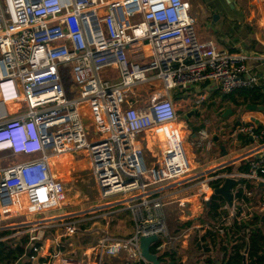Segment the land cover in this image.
<instances>
[{
  "label": "built area",
  "instance_id": "obj_1",
  "mask_svg": "<svg viewBox=\"0 0 264 264\" xmlns=\"http://www.w3.org/2000/svg\"><path fill=\"white\" fill-rule=\"evenodd\" d=\"M198 23L189 0H0V232H11L0 241L28 237L12 264H151L139 243L151 234L159 237L156 253L174 252L176 264H191L189 251L207 258L234 220L248 222L242 232L251 234L264 211V198L246 202L264 185V128L236 124L237 135L253 144L243 156L247 171L195 172L172 94L209 83L227 96L258 86L259 78L245 53L199 38ZM157 88L162 98L150 93ZM74 157L87 159L104 201L91 212L65 209L77 179L66 167ZM227 178L237 181L233 204L219 208L218 225L203 228L196 219L213 183ZM122 204L136 223L130 237L109 230ZM168 205L180 211L175 229ZM99 211L103 228H83L90 222L82 216ZM97 230L92 245L81 238L83 257L68 255L78 232Z\"/></svg>",
  "mask_w": 264,
  "mask_h": 264
},
{
  "label": "crops",
  "instance_id": "obj_2",
  "mask_svg": "<svg viewBox=\"0 0 264 264\" xmlns=\"http://www.w3.org/2000/svg\"><path fill=\"white\" fill-rule=\"evenodd\" d=\"M190 4L192 6V11L198 18L199 32L201 33L200 35L202 36V38L213 39L216 41L218 47L231 51L232 53H245V55H247L248 57L247 65L250 73L255 74L259 78V82H261L260 84L264 85V6L261 4V2L259 0H193V2H190ZM201 20L203 22H206L203 23L204 27H202L201 25ZM203 28L206 32L202 30ZM199 87V89H202L196 95H194L193 98L200 94L207 96V102L212 103V106L207 107H214L213 111L215 107L217 109L218 107H220L215 106L216 104L220 103L221 105V103L226 101H231V104H235L237 109L235 111L234 108H232L233 105H231L227 109V113L223 117V120H221L222 124L220 125V131L223 134L222 136L224 137L225 133H230V138L227 139L224 137L225 142H222L217 135L212 134V136L214 137L212 139L213 141L211 140V144L208 146H203L200 151L202 154L201 156H204V158L208 157L209 159H203V161H200V164L194 168L195 172H197L196 170L198 167H204L208 163H210L209 166L213 164L212 167H204L203 170H199L198 172L206 171L214 167L219 168V173H227L224 170L229 166L233 168V172H236L237 170H239L241 161L245 159L248 160V157L243 156L247 155L253 148L251 139H248L249 137H246L244 135H237L236 124L240 121L244 123L253 121L258 126L264 127V109L253 110L248 108V105H257L264 107V95L259 97L258 93H255L254 95L250 96L248 103L243 106L236 104L231 95L223 96L218 91H215L213 86L209 83L201 84V86ZM175 91L172 94L173 98H175L176 95ZM183 91L184 94H195L193 92L198 91V89H196L195 86L190 90ZM186 100L189 99H180L177 102ZM238 101H243V99L238 98ZM204 104H206V102H204ZM186 108L188 112V110L191 109V106H186ZM207 112L210 111H206L204 115L197 113H195V115L196 117L204 118ZM188 114L190 116H193L191 112H188L187 120L185 119L181 122H185L184 124L188 129V131L184 130L186 131V135H190L192 133V135H190L192 141H196V139L193 137V134H197L198 136L200 130L204 129L210 131V134L212 133L211 130H209L211 119H205L207 120L205 121V126L202 123L198 125H192ZM190 129H192L193 132ZM179 131L182 135V140L187 143V140H185L186 137L183 135L184 131H182L181 129H179ZM220 138L222 139V137ZM215 145L216 148L214 147ZM185 147L189 155L193 157V145H190V147L185 145ZM252 186V188L256 187V185ZM259 187H263L262 190L256 192L253 197L247 198V203L250 204V202L247 201L248 199L253 203L259 202L261 200V198L263 197L262 191L264 190V185H261ZM192 199L197 200L194 197ZM227 204L228 203L226 202L221 207H224ZM228 205L232 206L230 204ZM167 210L169 213L171 224L172 218H177V221H179L180 211L177 205H168ZM221 212L222 214H227L228 211L227 209H221ZM259 215L263 216L261 219L263 222L264 211L260 212L257 216ZM219 217V211H217V215L214 217H209L204 212V214L197 218L196 221L199 222L203 228L206 227L207 223H209L210 226L214 227L220 222ZM109 230L112 235H115L110 227ZM128 233L122 235H127ZM216 236L217 237L214 238L213 249L210 250L207 258L202 260V258L198 256V252H196L195 250L189 251V254L191 255V264H225V262H223V248L225 246H232V242L235 241L234 239H231L232 237H228L227 235Z\"/></svg>",
  "mask_w": 264,
  "mask_h": 264
},
{
  "label": "rangeland",
  "instance_id": "obj_3",
  "mask_svg": "<svg viewBox=\"0 0 264 264\" xmlns=\"http://www.w3.org/2000/svg\"><path fill=\"white\" fill-rule=\"evenodd\" d=\"M189 1L191 3L193 2V0H189ZM203 23H206V22L202 21V24H201L202 27H204ZM198 25H199V23H198ZM202 30L205 31L204 28ZM197 34H198L199 38H202V36L200 35L201 33L199 32V26H197ZM67 75L69 76V78L67 79V82H68L67 86L68 87L66 85L65 86L67 89H69L72 86L73 80H71L70 76H72V74L70 71L67 72ZM199 86H201V85L196 86V89H198V91L193 92V93H195V95L202 89V88L199 89L200 88ZM190 89H192V88H190ZM175 92H177V90ZM150 93H152V95H154L157 98L163 97V93L160 91L159 88H157L155 92H150ZM150 93H147V95ZM145 94H146V92L143 93L144 96H145ZM175 94H177V93H175ZM69 95L72 96L73 94L69 93ZM207 98H208L207 96H205V98H198V100L194 99L193 96H191V98H188L190 100L189 105L191 106V109H189L188 112L189 113L191 112V114L193 115V116H190L188 114V117L191 120L190 122L192 123V125H198V124L202 123L205 126V121H207L205 119H211L210 120L211 125H210L209 130H211L212 133H211L210 137L212 136V134L217 135L218 138L220 139V141L225 142V138H227V139L230 138V133H225V136H224L225 138L222 136L223 134L220 131V125L222 124L221 120H223V117L227 113V109L231 105H233L232 108H234L235 111H236L237 107L235 104H231V101L230 102L226 101V102L221 103V105H220V103L216 104L215 106H217V107L220 106V107H218V109L215 107V109L213 111L214 107H212V108L207 107V106H212V103L207 102V100H208ZM177 101H179V100H176V103H178ZM204 102H206V104H208V105L204 104ZM176 110H177V115H178V120H177L178 128L181 129L182 131H184V130L188 131L187 127L184 124L185 122H181L182 120H185V119L187 120V113L188 112H187L186 106H184L183 103H178L176 106ZM208 110L210 112H207L204 118L196 117V115H195V113L204 115L205 112ZM190 130L193 132L192 129H190ZM183 135L186 137L185 140H187V143L183 141L184 144L188 147H190V145L191 146L193 145V147H194V149L192 150L193 154H194L193 155L194 162H200V161H203V159H205V160L209 159L208 157L204 158V156H201L202 154L200 152L201 148H203V146L209 145L208 144L210 141L209 138H207V137L205 138V135L200 133L198 135L199 140H196L194 142L191 140V136L189 134L186 135V131L183 132ZM220 137H222V139ZM199 141H202V143ZM214 147L216 148V145ZM212 148H213V146H212ZM152 151H153V149L151 147V150L148 153L151 154ZM24 158H25V156L17 155L15 157V160H22ZM215 163H216V161H215ZM209 164L210 163L206 164L204 167L207 168L209 166ZM212 165H210L209 167H212ZM55 167L57 168L58 166H55ZM66 167L67 168L71 167L72 169L74 168V170H75L74 172L77 174V179L75 181H73L71 183V185L69 186L68 202H67V205L65 206L66 211L67 210L68 211L89 210L88 208H90V207H93V206L97 207V206L101 205L104 201L99 196L98 188H97V185L94 181V178L90 172V168H89V165L87 163V159L84 157H77V158L74 157L67 162ZM204 167H198L196 171L198 172L199 170H203ZM210 169H212V168H210ZM119 198L120 197H117L114 199H119ZM124 207H125V209H124ZM114 208H116L117 210L118 209L119 210L124 209L123 211H125V210L128 211V209H129V208H127V205H125V204L115 206ZM88 212H91V210H89ZM104 213L105 212H103V211H99L96 213H86L82 216V218L88 219L87 221L90 222L92 226H97L99 228H103L104 221L102 218L104 216ZM111 217H112V214H111ZM132 217H133V215H132ZM124 219L128 220V218H123V221H120V222L117 221V223L115 224L116 226H114V225L112 226V223L110 224L109 227L111 228L113 233L126 234V233L130 232V231H127L126 229H124V228H126V226H125L126 221ZM133 220H134V218H133ZM111 222H112V219H111ZM180 224H182V222L177 221V218H172V227L174 229ZM135 227H136V223L134 225V229H135ZM128 229H130V227ZM56 230L57 229H55V231ZM88 240L89 239H84V241H88ZM187 253H188V251H187ZM163 264H168V262L166 261Z\"/></svg>",
  "mask_w": 264,
  "mask_h": 264
},
{
  "label": "trees",
  "instance_id": "obj_4",
  "mask_svg": "<svg viewBox=\"0 0 264 264\" xmlns=\"http://www.w3.org/2000/svg\"><path fill=\"white\" fill-rule=\"evenodd\" d=\"M261 83V82H260ZM258 86H255L253 88L249 89H240L235 92H233L231 97L234 99L235 103L238 105L245 106L250 96L254 95L255 93H258V96L261 97L264 95V85L260 84ZM175 95V100L180 99H186L191 96H194L195 94H184L183 90H178ZM239 99H243V101H238ZM178 103H183L184 106H189L190 100L181 101ZM177 103V104H178ZM261 128H264L263 126H260ZM249 167V164L247 161L241 162L239 166L240 171H247ZM226 172H232L233 168L231 166L225 168ZM250 187H253L251 184ZM213 187H219V182L213 183ZM264 198H261V200ZM255 199V198H254ZM251 204V200H247ZM226 202L223 197L219 195H212L211 199V209L208 214L209 217H214L217 215L218 209L224 205ZM253 203V202H252ZM117 210V209H115ZM119 210V209H118ZM115 211L112 214V226H116L115 224L120 221H123V218L126 221L125 226L127 231H130L127 235L122 234H116L117 236L122 237H130L134 233V225L135 222L132 217V212L130 210H119ZM262 215L256 216V219L254 222L250 223L252 227L251 234L247 237L242 230L249 225L248 222H242L238 223L236 220H234V228L228 230L226 232V235L228 237H232L231 239H234L235 243H233L232 246H225L223 248V262L225 264H245L244 263V256H246V264H264V221L262 222ZM91 226V223H85L82 224L83 228H89ZM130 227V229H128ZM123 229V230H124ZM9 231H2L0 232V237L8 235ZM237 238H234V235H237ZM28 243V237L26 235H23L19 241V243L15 244V242L12 239H8L6 241H0V264H12L13 261H15L19 256L24 254L26 251V245ZM152 251L157 252L156 244L152 246ZM160 260L162 263L169 262V261H175L176 262V256L174 252L171 253H165L160 255ZM27 264V263H25Z\"/></svg>",
  "mask_w": 264,
  "mask_h": 264
},
{
  "label": "water",
  "instance_id": "obj_5",
  "mask_svg": "<svg viewBox=\"0 0 264 264\" xmlns=\"http://www.w3.org/2000/svg\"><path fill=\"white\" fill-rule=\"evenodd\" d=\"M248 108L256 110L260 109L263 110V106H257V105H248ZM248 139H251L249 137ZM248 141V140H247ZM236 180L234 178H227L225 182L219 186L214 188L213 194L219 195L223 197L226 202L230 205L233 204V196H232V188L236 185ZM211 209V200H209L206 203L205 206V214L208 215L209 211ZM100 234V231L97 230L95 232L87 233V232H78L77 236L70 239L73 241L74 249L71 250L68 255H74L76 257H83L84 253V245L80 243V240L82 237H91L92 242L90 245H92L93 242L97 240L98 235ZM159 240V237L157 234H151V235H142L140 237V248L142 255L146 258L147 261H149L151 264H163L162 261L160 260V255L154 251H152V246L155 242ZM37 264H39L38 261H36ZM244 263L246 264V256H244ZM168 264H176L175 261H169Z\"/></svg>",
  "mask_w": 264,
  "mask_h": 264
},
{
  "label": "bare ground",
  "instance_id": "obj_6",
  "mask_svg": "<svg viewBox=\"0 0 264 264\" xmlns=\"http://www.w3.org/2000/svg\"><path fill=\"white\" fill-rule=\"evenodd\" d=\"M176 106H177V104H176ZM180 132V131H179ZM200 133L201 134H204L205 135V138L207 137V138H209V145L211 144V142L213 141L212 139H213V137L214 136H211L210 137V132L208 131V130H200ZM199 133V134H200ZM181 135V134H180ZM190 135H192V133L190 134ZM193 137L197 140L198 139V136H197V134H193ZM181 138H182V135H181ZM212 140V141H211ZM200 142V141H199ZM198 142V143H199ZM202 143V142H201ZM186 148V147H185ZM188 152V151H187ZM188 156H189V158H190V161H191V165L193 166V168H195L196 166H198L199 164H200V162H194V160H193V157H191L190 155H189V153H188Z\"/></svg>",
  "mask_w": 264,
  "mask_h": 264
},
{
  "label": "clouds",
  "instance_id": "obj_7",
  "mask_svg": "<svg viewBox=\"0 0 264 264\" xmlns=\"http://www.w3.org/2000/svg\"><path fill=\"white\" fill-rule=\"evenodd\" d=\"M21 156H23V155H21Z\"/></svg>",
  "mask_w": 264,
  "mask_h": 264
}]
</instances>
